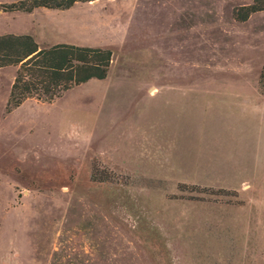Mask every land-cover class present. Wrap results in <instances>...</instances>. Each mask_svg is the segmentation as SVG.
<instances>
[{"label": "rangeland", "instance_id": "374dc122", "mask_svg": "<svg viewBox=\"0 0 264 264\" xmlns=\"http://www.w3.org/2000/svg\"><path fill=\"white\" fill-rule=\"evenodd\" d=\"M249 4L0 10V36L111 53L103 80L9 111L0 68V264H264V10L234 17Z\"/></svg>", "mask_w": 264, "mask_h": 264}, {"label": "trees", "instance_id": "16d2710c", "mask_svg": "<svg viewBox=\"0 0 264 264\" xmlns=\"http://www.w3.org/2000/svg\"><path fill=\"white\" fill-rule=\"evenodd\" d=\"M92 0H19L0 4L3 13H30L35 9L65 10L77 2ZM264 0H250L248 6L235 11L237 21L263 11ZM111 62L106 49L71 44L40 48L29 35L0 36V68L14 67L6 111L27 99L50 103L68 90L90 80H103Z\"/></svg>", "mask_w": 264, "mask_h": 264}]
</instances>
